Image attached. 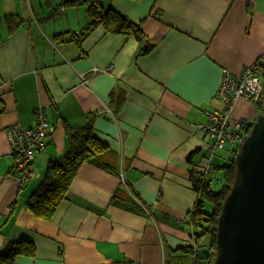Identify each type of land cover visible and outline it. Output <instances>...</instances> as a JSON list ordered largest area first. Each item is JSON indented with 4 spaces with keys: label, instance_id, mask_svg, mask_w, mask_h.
I'll return each instance as SVG.
<instances>
[{
    "label": "crops",
    "instance_id": "1",
    "mask_svg": "<svg viewBox=\"0 0 264 264\" xmlns=\"http://www.w3.org/2000/svg\"><path fill=\"white\" fill-rule=\"evenodd\" d=\"M63 1L0 0V252L22 240L36 253L15 264H194L190 172L210 156L204 125L222 107L223 69L239 73L264 53V0H102L142 26L145 44L103 25L72 40L88 11ZM8 15L16 17L11 31ZM40 107L53 131L33 179L19 187L6 129L35 126ZM259 112L239 98L230 126ZM88 124L114 151L125 182L84 162L54 214L38 217L28 199L68 151L69 128ZM225 149L212 158L215 172ZM124 184L151 215L110 204Z\"/></svg>",
    "mask_w": 264,
    "mask_h": 264
},
{
    "label": "trees",
    "instance_id": "2",
    "mask_svg": "<svg viewBox=\"0 0 264 264\" xmlns=\"http://www.w3.org/2000/svg\"><path fill=\"white\" fill-rule=\"evenodd\" d=\"M59 5H86L87 7L89 20L86 27L82 29L81 36L73 35L72 40L76 42L81 41L83 36L99 25H103L109 33H121L132 36L144 44L147 42L140 24L132 22L112 7L105 6L102 0H66ZM15 20L16 17L13 15L6 17L10 31L14 29ZM64 36L65 34L62 33L57 34L56 39L59 42L64 41L66 39ZM151 47L148 45L145 52H148ZM263 108L264 93L262 101L258 103L259 111H262ZM68 131V151L60 159L52 160L49 163L43 181L27 201L32 212L41 218H50L54 214L58 205L66 198L72 181L84 162L89 161L117 175L121 173L114 151L106 142L94 135L91 124L77 129L69 128ZM232 148L228 163L217 166V172L221 174L220 184L203 183V173L197 168L190 172L194 188L197 192L200 191V196L191 211L190 220L194 245L189 250L195 256L194 264H213L216 256L218 217L224 200L233 185L236 173L235 155L238 148L235 146ZM131 192L132 189L124 184L114 193L110 204L139 211V208L142 207L141 204L144 203L133 192L132 196ZM35 253L36 248L33 244L22 240L14 241L6 251L0 252V264H15L17 256L32 257Z\"/></svg>",
    "mask_w": 264,
    "mask_h": 264
},
{
    "label": "built area",
    "instance_id": "3",
    "mask_svg": "<svg viewBox=\"0 0 264 264\" xmlns=\"http://www.w3.org/2000/svg\"><path fill=\"white\" fill-rule=\"evenodd\" d=\"M111 69V68H110ZM264 53L251 65L245 67L241 72L235 73L224 68L222 79L218 88L217 96L222 107L208 112L209 120L204 125L206 133L212 139L210 145V156L202 167L203 183L220 184L221 174L214 171L212 158L219 148H225L230 143L238 147L244 135L250 129L251 123L246 119L237 121L234 127L230 126V115L239 98H245L256 104L263 99L264 93ZM35 126L22 127L14 124L6 129L9 143L13 149L14 164L11 173L16 177L19 187L25 186L34 176L35 158L38 152L47 147V140L53 128L48 120L45 108L40 107L36 111ZM120 176L125 182V177L121 171ZM200 191H198V197ZM198 200V198H197ZM151 215L147 205L141 204ZM191 220V213L188 215ZM112 264H132L126 260H118ZM176 264H189L177 262Z\"/></svg>",
    "mask_w": 264,
    "mask_h": 264
},
{
    "label": "water",
    "instance_id": "4",
    "mask_svg": "<svg viewBox=\"0 0 264 264\" xmlns=\"http://www.w3.org/2000/svg\"><path fill=\"white\" fill-rule=\"evenodd\" d=\"M235 165L218 217L213 264H264V108L243 136Z\"/></svg>",
    "mask_w": 264,
    "mask_h": 264
},
{
    "label": "rangeland",
    "instance_id": "5",
    "mask_svg": "<svg viewBox=\"0 0 264 264\" xmlns=\"http://www.w3.org/2000/svg\"><path fill=\"white\" fill-rule=\"evenodd\" d=\"M253 123V122H252ZM251 123V124H252ZM240 145V144H239ZM238 145V146H239ZM231 147H232V144L230 143L227 147H226V149H225V154L227 155V157L225 156V158L223 159L224 160V163H226V161H228V159H229V156H231V154H232V149H231ZM238 148V147H237ZM228 163V162H227ZM226 163V164H227ZM210 209V207L208 206V210Z\"/></svg>",
    "mask_w": 264,
    "mask_h": 264
}]
</instances>
